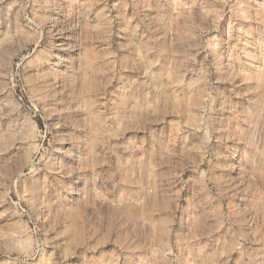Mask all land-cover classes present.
Here are the masks:
<instances>
[{"label":"rangeland","instance_id":"374dc122","mask_svg":"<svg viewBox=\"0 0 264 264\" xmlns=\"http://www.w3.org/2000/svg\"><path fill=\"white\" fill-rule=\"evenodd\" d=\"M0 264H264V0H0Z\"/></svg>","mask_w":264,"mask_h":264}]
</instances>
